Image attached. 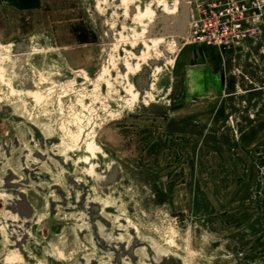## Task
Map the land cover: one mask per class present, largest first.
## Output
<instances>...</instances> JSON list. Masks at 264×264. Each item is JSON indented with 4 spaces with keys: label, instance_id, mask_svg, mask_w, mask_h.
<instances>
[{
    "label": "rangeland",
    "instance_id": "374dc122",
    "mask_svg": "<svg viewBox=\"0 0 264 264\" xmlns=\"http://www.w3.org/2000/svg\"><path fill=\"white\" fill-rule=\"evenodd\" d=\"M210 1L0 0V264H264V0Z\"/></svg>",
    "mask_w": 264,
    "mask_h": 264
},
{
    "label": "built area",
    "instance_id": "2783aa9c",
    "mask_svg": "<svg viewBox=\"0 0 264 264\" xmlns=\"http://www.w3.org/2000/svg\"><path fill=\"white\" fill-rule=\"evenodd\" d=\"M257 1L212 0L199 4L198 16L191 22L193 41L225 48L251 37L250 23L254 21Z\"/></svg>",
    "mask_w": 264,
    "mask_h": 264
},
{
    "label": "bare ground",
    "instance_id": "6f19581e",
    "mask_svg": "<svg viewBox=\"0 0 264 264\" xmlns=\"http://www.w3.org/2000/svg\"><path fill=\"white\" fill-rule=\"evenodd\" d=\"M174 13V12H173ZM169 15H173V14H171L170 12L168 13ZM146 15V14H145ZM144 15V16H145ZM141 16H143V15H141ZM4 73V72H3ZM81 135V134H80ZM74 136V135H73ZM81 137V136H80ZM76 139H78V137H76ZM79 140H81V139H79ZM91 150V149H90Z\"/></svg>",
    "mask_w": 264,
    "mask_h": 264
},
{
    "label": "crops",
    "instance_id": "0c3cea01",
    "mask_svg": "<svg viewBox=\"0 0 264 264\" xmlns=\"http://www.w3.org/2000/svg\"><path fill=\"white\" fill-rule=\"evenodd\" d=\"M199 83H200V81H199Z\"/></svg>",
    "mask_w": 264,
    "mask_h": 264
}]
</instances>
